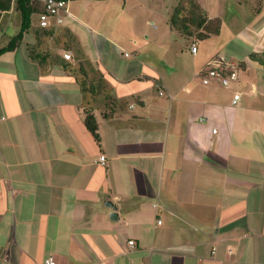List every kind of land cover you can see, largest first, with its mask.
Listing matches in <instances>:
<instances>
[{
    "label": "crops",
    "instance_id": "0c3cea01",
    "mask_svg": "<svg viewBox=\"0 0 264 264\" xmlns=\"http://www.w3.org/2000/svg\"><path fill=\"white\" fill-rule=\"evenodd\" d=\"M67 9L0 57V264H264V1L231 62L185 60L149 0ZM210 64L244 74L205 85Z\"/></svg>",
    "mask_w": 264,
    "mask_h": 264
},
{
    "label": "rangeland",
    "instance_id": "374dc122",
    "mask_svg": "<svg viewBox=\"0 0 264 264\" xmlns=\"http://www.w3.org/2000/svg\"><path fill=\"white\" fill-rule=\"evenodd\" d=\"M180 1L149 0L153 11L152 21L156 25L160 24L164 26L163 21H166L168 13L173 8V11L169 15L170 18L174 12V8L179 5ZM197 2L207 11L209 17H218L222 20V30L219 35L211 36L207 40H198L194 37L190 39L179 38L176 47L183 49V58L185 60L201 59L203 62H206L208 59H216L221 62L242 61L250 52V47L238 40L236 33L241 31V25L252 18L250 8L257 7V0H197ZM13 12L18 16L16 14L18 12L15 9ZM155 13L156 15L161 14L162 17L154 16ZM36 19L37 16L33 17L34 21ZM19 30V25L12 24L5 30L7 39L12 38ZM195 40L200 51L197 56H193L190 53L191 43ZM153 57L155 58V56ZM240 71L239 69V75L242 76L244 73Z\"/></svg>",
    "mask_w": 264,
    "mask_h": 264
},
{
    "label": "trees",
    "instance_id": "16d2710c",
    "mask_svg": "<svg viewBox=\"0 0 264 264\" xmlns=\"http://www.w3.org/2000/svg\"><path fill=\"white\" fill-rule=\"evenodd\" d=\"M263 1L259 0V2ZM14 9L20 16V30L5 46L0 47V57L15 51L22 44L26 35H29L33 28V17L43 13L45 5L41 0H0V22L3 16ZM222 25V20L218 17H209L207 11L200 6L197 0H181L169 18L170 28L186 39L194 37L198 40H207L211 36L219 35ZM35 34L37 37L51 35L45 30L42 32L35 30ZM28 54L32 59H39L43 66L46 65V60L49 59V56L42 53L37 47L29 48ZM250 58L258 61L264 67V52L252 53ZM81 85L83 86L82 89L85 90V84ZM87 126L94 134L97 132L98 125L93 115L88 116Z\"/></svg>",
    "mask_w": 264,
    "mask_h": 264
},
{
    "label": "built area",
    "instance_id": "2783aa9c",
    "mask_svg": "<svg viewBox=\"0 0 264 264\" xmlns=\"http://www.w3.org/2000/svg\"><path fill=\"white\" fill-rule=\"evenodd\" d=\"M45 5V11L38 15L39 18V26L41 28H48L49 27V21L52 18H57L58 21L60 20V17L63 14H69V11L67 9V0H41ZM192 53L197 52V42L193 41ZM126 57H130L131 55L129 53H125ZM64 58L67 60H70L72 58V54L70 52H66L64 54ZM201 79L203 84L209 85L214 82L219 83L220 85L224 87L230 86L233 82H236L239 79V68L236 65L232 66H224V65H213L210 64L206 70L201 74ZM161 94H163L161 92ZM241 98V95L237 93L234 96L233 104L236 105ZM216 133V130H213ZM99 161L101 164H106V156L101 155L99 158ZM158 224H161V220L158 221ZM130 247H135V242L130 241L129 242ZM46 264H56L53 257H49L46 260Z\"/></svg>",
    "mask_w": 264,
    "mask_h": 264
},
{
    "label": "water",
    "instance_id": "95a60500",
    "mask_svg": "<svg viewBox=\"0 0 264 264\" xmlns=\"http://www.w3.org/2000/svg\"><path fill=\"white\" fill-rule=\"evenodd\" d=\"M108 205L114 210V213H112V218H118L116 207L111 202H108Z\"/></svg>",
    "mask_w": 264,
    "mask_h": 264
}]
</instances>
